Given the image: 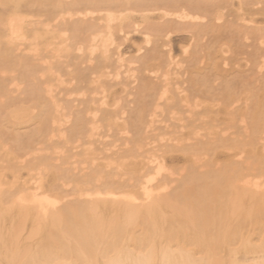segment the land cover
Wrapping results in <instances>:
<instances>
[{
  "label": "bare ground",
  "instance_id": "bare-ground-1",
  "mask_svg": "<svg viewBox=\"0 0 264 264\" xmlns=\"http://www.w3.org/2000/svg\"><path fill=\"white\" fill-rule=\"evenodd\" d=\"M0 264H264V0H0Z\"/></svg>",
  "mask_w": 264,
  "mask_h": 264
},
{
  "label": "rangeland",
  "instance_id": "rangeland-1",
  "mask_svg": "<svg viewBox=\"0 0 264 264\" xmlns=\"http://www.w3.org/2000/svg\"><path fill=\"white\" fill-rule=\"evenodd\" d=\"M129 45V44H128ZM128 45L125 44V47H127ZM176 46L178 47V43H176ZM129 47V46H128ZM133 50L131 49L130 52H132Z\"/></svg>",
  "mask_w": 264,
  "mask_h": 264
}]
</instances>
